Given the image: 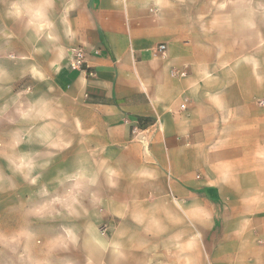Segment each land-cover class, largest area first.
Returning a JSON list of instances; mask_svg holds the SVG:
<instances>
[{
  "label": "crops",
  "instance_id": "1",
  "mask_svg": "<svg viewBox=\"0 0 264 264\" xmlns=\"http://www.w3.org/2000/svg\"><path fill=\"white\" fill-rule=\"evenodd\" d=\"M200 1L37 0L51 7L36 22L63 31V103H50L54 121L19 119L0 140L21 148L17 171L46 174L35 179L48 204L84 207L72 220L97 258L84 246V264H264V244L238 243L245 229L206 245L219 201L264 199V38H248L242 5L217 38L210 17L190 16ZM17 95L9 106L35 107Z\"/></svg>",
  "mask_w": 264,
  "mask_h": 264
},
{
  "label": "rangeland",
  "instance_id": "2",
  "mask_svg": "<svg viewBox=\"0 0 264 264\" xmlns=\"http://www.w3.org/2000/svg\"><path fill=\"white\" fill-rule=\"evenodd\" d=\"M37 4V0H0V137L16 134L19 119L54 121L55 112L49 108L50 103H63L55 87L57 62L63 48L54 41L62 38L63 31L50 28L47 23L40 27L30 15L15 14L14 5L35 8ZM239 5L246 7L242 14L247 23L242 29L246 28L248 38H264V0H215V12H208L207 0H201L200 13H190V16L201 26H206L210 17L215 36L225 40L232 32L230 28L236 29L235 16L239 13L235 7ZM44 16L49 18L48 13ZM199 31L201 35L206 33L202 28ZM16 94L22 102L36 100L35 107L9 106ZM38 108L44 111L35 112ZM76 130L80 132L79 125ZM132 132L139 133L135 129ZM18 148L21 150L17 142L0 140V264H84V246L90 248L91 260H96L94 245L93 248L87 245L78 220H72V214L83 216L84 207L48 204L47 185L41 189L35 179L42 176L46 180V174L17 171L23 168L14 163ZM247 193L251 196L253 191ZM254 201L231 206L219 201L215 205L217 216H212L215 226L206 245L226 240L234 229L248 232L245 237L237 238L239 244L263 245L264 231L262 235L259 230H264V199Z\"/></svg>",
  "mask_w": 264,
  "mask_h": 264
},
{
  "label": "clouds",
  "instance_id": "3",
  "mask_svg": "<svg viewBox=\"0 0 264 264\" xmlns=\"http://www.w3.org/2000/svg\"><path fill=\"white\" fill-rule=\"evenodd\" d=\"M45 7H51V4L47 5H39L37 7H33L31 5H14L15 8V14L20 15H30L33 17V22H36L38 20H42L44 18V8ZM44 24H41L40 27H44Z\"/></svg>",
  "mask_w": 264,
  "mask_h": 264
},
{
  "label": "built area",
  "instance_id": "4",
  "mask_svg": "<svg viewBox=\"0 0 264 264\" xmlns=\"http://www.w3.org/2000/svg\"><path fill=\"white\" fill-rule=\"evenodd\" d=\"M165 50H166V45H160V46H158L156 53L162 54L165 52ZM84 64H85V53L83 52V50H78L73 55H71L69 57V65L74 70L81 69V67ZM173 75H178V74L173 73ZM179 75L181 77H184V76H186V73L181 72ZM182 108H185V106L183 105Z\"/></svg>",
  "mask_w": 264,
  "mask_h": 264
}]
</instances>
